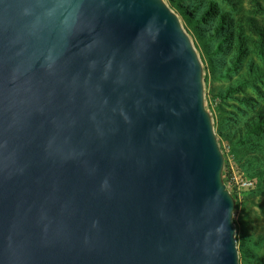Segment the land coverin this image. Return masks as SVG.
<instances>
[{
	"label": "water",
	"instance_id": "obj_1",
	"mask_svg": "<svg viewBox=\"0 0 264 264\" xmlns=\"http://www.w3.org/2000/svg\"><path fill=\"white\" fill-rule=\"evenodd\" d=\"M223 162L162 0H0V264H239Z\"/></svg>",
	"mask_w": 264,
	"mask_h": 264
},
{
	"label": "rangeland",
	"instance_id": "obj_2",
	"mask_svg": "<svg viewBox=\"0 0 264 264\" xmlns=\"http://www.w3.org/2000/svg\"><path fill=\"white\" fill-rule=\"evenodd\" d=\"M162 1L201 62L223 180L232 165L255 183L233 210L238 263L264 264V0Z\"/></svg>",
	"mask_w": 264,
	"mask_h": 264
},
{
	"label": "built area",
	"instance_id": "obj_3",
	"mask_svg": "<svg viewBox=\"0 0 264 264\" xmlns=\"http://www.w3.org/2000/svg\"><path fill=\"white\" fill-rule=\"evenodd\" d=\"M224 182L231 194L232 192H234L237 200H241L242 194L245 191L251 189L255 184L252 178L242 175L241 173L236 171L232 165H230L228 168L227 180Z\"/></svg>",
	"mask_w": 264,
	"mask_h": 264
},
{
	"label": "trees",
	"instance_id": "obj_4",
	"mask_svg": "<svg viewBox=\"0 0 264 264\" xmlns=\"http://www.w3.org/2000/svg\"><path fill=\"white\" fill-rule=\"evenodd\" d=\"M227 176V175H226ZM226 176L224 177V181H226ZM232 194H233V196H234V198H235V208L237 207V205H238V200H237V198H236V195L234 194V192H232Z\"/></svg>",
	"mask_w": 264,
	"mask_h": 264
}]
</instances>
